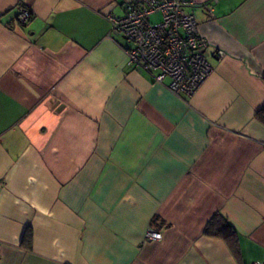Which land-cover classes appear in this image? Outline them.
I'll return each mask as SVG.
<instances>
[{"label": "crops", "instance_id": "crops-1", "mask_svg": "<svg viewBox=\"0 0 264 264\" xmlns=\"http://www.w3.org/2000/svg\"><path fill=\"white\" fill-rule=\"evenodd\" d=\"M132 1L0 0V264L264 262V0H189L212 68L191 96L127 65L107 15Z\"/></svg>", "mask_w": 264, "mask_h": 264}, {"label": "built area", "instance_id": "built-area-1", "mask_svg": "<svg viewBox=\"0 0 264 264\" xmlns=\"http://www.w3.org/2000/svg\"><path fill=\"white\" fill-rule=\"evenodd\" d=\"M188 4L189 0H133L122 16L107 15L111 30L124 34L132 45L124 50L127 65L148 72L157 83L168 79V90L183 96H191L212 69L206 54L209 43L198 32L195 17L186 12ZM17 10V21L27 23L30 10ZM154 14L159 18L152 22ZM215 53L224 55L220 49ZM146 238L159 240L161 232L149 227Z\"/></svg>", "mask_w": 264, "mask_h": 264}, {"label": "trees", "instance_id": "trees-1", "mask_svg": "<svg viewBox=\"0 0 264 264\" xmlns=\"http://www.w3.org/2000/svg\"><path fill=\"white\" fill-rule=\"evenodd\" d=\"M255 117L261 122L264 123V105H262L259 109H257L255 113ZM158 219L155 217L152 221V225L157 224ZM204 233L208 236H217L221 237L225 240L228 245L230 251L233 254H238L237 241H236V233L233 228L225 221V219L219 215L215 214L206 224L204 228ZM22 245L30 249L31 247V234L26 233L22 238Z\"/></svg>", "mask_w": 264, "mask_h": 264}, {"label": "rangeland", "instance_id": "rangeland-1", "mask_svg": "<svg viewBox=\"0 0 264 264\" xmlns=\"http://www.w3.org/2000/svg\"><path fill=\"white\" fill-rule=\"evenodd\" d=\"M156 20H158V15H153V16L151 17V21L154 22V21H156Z\"/></svg>", "mask_w": 264, "mask_h": 264}]
</instances>
